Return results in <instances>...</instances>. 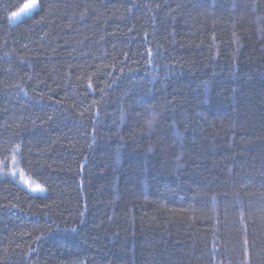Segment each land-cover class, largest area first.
Segmentation results:
<instances>
[{
  "label": "trees",
  "instance_id": "16d2710c",
  "mask_svg": "<svg viewBox=\"0 0 264 264\" xmlns=\"http://www.w3.org/2000/svg\"><path fill=\"white\" fill-rule=\"evenodd\" d=\"M31 1L0 0V264H264V0Z\"/></svg>",
  "mask_w": 264,
  "mask_h": 264
},
{
  "label": "rangeland",
  "instance_id": "374dc122",
  "mask_svg": "<svg viewBox=\"0 0 264 264\" xmlns=\"http://www.w3.org/2000/svg\"><path fill=\"white\" fill-rule=\"evenodd\" d=\"M31 2L27 3V4H31ZM37 0H35V7L29 10H26L25 13H21V10L24 9V6L17 12H15L13 15H11L10 20L12 23H16L17 21H19L20 19H22L25 16H29L31 15L34 10L37 8ZM19 14V15H16ZM14 163L11 164V169H10V173H17V170H13ZM15 169V168H14ZM18 182L24 186L30 193L32 194H43L44 193V189L36 186L34 184H32L27 178H25L23 175H19L17 178ZM33 189H36L35 191Z\"/></svg>",
  "mask_w": 264,
  "mask_h": 264
},
{
  "label": "snow or ice",
  "instance_id": "6c2138e0",
  "mask_svg": "<svg viewBox=\"0 0 264 264\" xmlns=\"http://www.w3.org/2000/svg\"><path fill=\"white\" fill-rule=\"evenodd\" d=\"M34 7H35V0H32L31 4L24 5V9L21 10V13H25L26 10L32 9ZM16 15H19V14H16ZM33 190L35 191L36 189H33Z\"/></svg>",
  "mask_w": 264,
  "mask_h": 264
}]
</instances>
